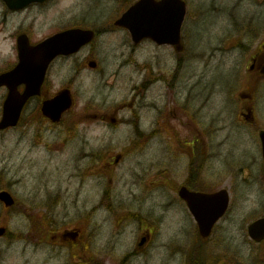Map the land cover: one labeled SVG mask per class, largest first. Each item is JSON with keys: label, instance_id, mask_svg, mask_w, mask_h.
Listing matches in <instances>:
<instances>
[{"label": "rangeland", "instance_id": "374dc122", "mask_svg": "<svg viewBox=\"0 0 264 264\" xmlns=\"http://www.w3.org/2000/svg\"><path fill=\"white\" fill-rule=\"evenodd\" d=\"M115 1L53 0L48 5L29 8L20 17L14 16L13 20L9 18L7 26H1L0 19V53L13 51L12 46L15 45L16 36L19 34L16 33L17 26L21 22L25 28L34 29H32L34 41L41 40L51 35L50 33L56 30L58 24L73 21L80 23L81 19H85V23L98 21L97 24H101L108 20L117 9L122 10L123 5L118 6L119 4ZM187 1L189 16L184 30L188 45L187 57L182 60L180 67L184 75L182 73L183 77L181 76L180 89L177 93V97L186 100V110L179 112L180 117L170 120L167 117L166 121H170L171 124L185 121V128H173V135L177 133L183 135L190 127L194 128L197 124L193 120L197 122L198 119L206 128H217V131L207 138V144L213 156L206 165L205 173L218 184L217 187H221L230 173L228 171L232 167L231 161L234 160V157L229 155L230 152L232 151L234 156L239 158L246 151L240 152L233 144L234 131L239 132V128L245 127L241 122L230 128V103L227 93L232 86L240 85L239 80L242 77V72L236 68L230 70L227 68L242 65L243 58L241 54L237 58L236 55H232L234 51L226 52L220 46H224L226 40L234 36L231 34L232 28L235 29L231 14L237 13L236 25L239 26L248 13L256 12L253 5L255 0ZM260 11L262 12L261 21L256 19L254 23L263 22L264 25V6L260 8ZM114 17L113 15L112 18ZM123 38L124 35L120 32L102 37L94 49L95 56H93L98 60V68L87 65L80 75L83 83L78 86L82 93L76 106L77 115L63 123L65 128H77L75 136L64 141L65 135L61 127H57L54 131L46 130L45 128L51 125L42 117L39 109L37 122L36 115L31 114L30 107L24 114L19 127L6 134L0 142V170L9 169L10 175L7 179L0 176V186L10 181L11 187L20 200L37 203L39 208L43 203L50 202L55 190H68L69 194L65 198L62 212L63 215L69 214V216L66 222L63 221V216L60 227L73 228L79 222L80 215H86L94 203L99 204L107 183L105 179H98L92 175L81 185L82 181L77 175L90 164L96 151L103 150L109 153L108 158L113 156L114 159L116 154L124 152L130 142L134 141L138 146L137 154L130 152L119 163H113L114 177L118 178L120 183H117L116 188L113 189L112 200L119 213L124 214L130 209L128 206L133 205L136 210L143 211L142 217L154 224L156 231L151 240L148 232L145 231L147 229L142 226V221L129 217L119 228V236L114 238L116 217L111 211H99L96 219H105L103 227L105 245L102 254L109 264H120L124 254L138 248L144 250L145 254L137 256L131 264H186L187 253L181 251L182 253L178 254L176 246L181 245L183 238V246L191 245L192 236L195 234L193 230L197 228L194 225L195 221L180 217L179 209L175 205H170L176 195H167L158 188L151 192L146 190L141 192L139 187L137 189L132 186L134 177L150 178L153 174L167 172L164 153L167 152L168 145L164 128H160L163 129L162 132L156 133L153 139L150 137L151 133L158 131L159 128H146L150 121L158 117L157 112L146 110L145 112H148L150 116L145 117V127L133 126L136 121L135 109L131 105L127 108L126 103L134 102L133 82L141 81L146 70L135 73L130 68L131 65L119 62L123 61V57L129 58L131 55L126 47L121 46ZM90 52L91 49L86 48L80 54L70 57L68 63L58 64L57 69L61 71L55 76L57 86L54 89L68 79L70 69L74 70V73L80 71L77 70L79 63L85 60L91 54ZM133 52V61L145 63L151 70L153 64L157 70L155 72L157 77L161 75L162 70H169L166 76L170 77L178 66L176 54L172 48L168 46L160 48L149 40L143 42ZM230 61L236 63H230ZM166 76L162 86L154 85L151 88L148 101L162 100L164 106L173 103L172 84H169ZM139 101L136 97V102ZM84 109L90 113L87 115L83 112ZM93 114H97L98 117L94 118ZM79 115L83 116L81 120ZM188 115L194 119L190 120ZM114 117L118 119L116 124L110 120ZM159 122L162 123V116ZM261 123L264 124L262 116ZM252 135L253 138H249L257 143L255 134L252 133ZM248 140L243 133L236 134L237 144H243ZM186 144L194 147L193 140H189ZM223 144V148H220L219 146ZM204 148L205 144H203ZM218 148L222 152L218 151ZM84 154H89L90 157L82 159ZM151 162H153V170ZM187 164L186 159L168 167L172 170L171 173L181 172L183 173L181 177H185L184 173H189ZM258 164L254 163L251 167L250 164H243L234 172L238 173L235 178L241 179L243 174L241 168H250L252 173L250 185L242 182L245 192L237 187V191L232 195L229 216L216 229L211 243L206 244L204 248H198V253L194 254V259L200 260L201 264H207L214 251L219 253V250L221 253L229 254L233 260L234 257L242 258L239 255L240 252L247 264H253L255 260L253 251L256 246L251 247L252 244L246 243L242 235H246L248 229L247 219L258 216L253 212L264 215V186L262 182V186L258 184L255 176L260 173ZM12 230L24 234L31 231L27 226L14 227ZM142 235L146 241L139 247L138 243L143 240ZM111 238L112 241L108 243ZM0 246L3 250L0 255V264H58L51 244L37 247L34 243L20 241L14 243L9 249L6 245ZM259 248L261 257L264 258V245L261 244ZM223 259L227 261L225 264H231L228 258L223 257ZM260 264H264V261Z\"/></svg>", "mask_w": 264, "mask_h": 264}, {"label": "flooded vegetation", "instance_id": "af4514ba", "mask_svg": "<svg viewBox=\"0 0 264 264\" xmlns=\"http://www.w3.org/2000/svg\"><path fill=\"white\" fill-rule=\"evenodd\" d=\"M24 0H0V19L1 26L8 25L9 18L13 20L14 16H21L27 9H32L33 7L38 8V2L32 4L28 7L24 8H16L13 5H17L22 3ZM53 1V0H52ZM264 4V0H257V5L260 7ZM262 12L257 11L253 15L248 14L246 19V24L242 31L237 33V36H240L238 40H230V49L235 50L232 55H236L239 58L240 54L243 58L242 63V77L239 80L240 85L238 87L232 86V88L228 90V100L230 103V128L235 126V124L243 123L245 128H240L239 132L234 131L233 136L235 137L238 133H243L247 138H253L252 133L255 134L256 142L253 140L248 143L237 144L234 142L240 152H244L240 155L239 158H236L231 151L229 155L234 157V160L231 161L232 167L228 171L230 172L227 175V179L223 181L221 187H217L218 184L214 182L212 178L209 177L208 174L204 173L202 162V157L204 156L202 150L203 136H202V128L201 121L198 119V124L195 126L194 136L195 141L193 143L196 145L195 148L193 146H188L185 143V140H182V137L178 134L175 136H170L167 138L166 143L168 145L167 152H163L166 159V167L167 171L165 174H153L156 178H141L134 177L132 179V186H135L137 189L140 188V191L146 190L147 192H151L155 188L162 189L164 193L167 195H176V198L172 199L170 205H175L180 212V217L184 219H193L194 225H196L197 230L195 229V234H199L200 242L212 240L214 239V232L212 233L209 239H204L199 233L198 223L199 220L203 218L201 215L199 218L190 210L188 203L182 199L181 191L186 188L190 191L194 192H207L213 193L218 191L220 188L224 187L227 189L229 196L235 192L237 187H242V182L250 185V178L252 173L250 172V168L243 167L242 178H235L238 173L236 170L240 168L243 164H250V167L254 165V163H259L258 166L263 165V153H262V145L260 140V132L264 128V124L261 123V116L264 118V26L257 25L254 23V20H261ZM76 24H73L75 26ZM16 33H19L16 36L15 45L12 46V52H5L4 54L0 53V76H6L7 82L0 85V122L4 115V104L8 96L11 92L21 94L24 92L26 85L25 83H20L21 80L25 78L26 75V62L20 60L19 47L17 45V39L21 34L28 35L32 43H38L33 40V28H25L23 22H21L18 26ZM29 27V26H28ZM70 27H65L61 30L67 29ZM34 30V29H33ZM116 29H108L103 32L100 36L116 32ZM153 44H155L152 40ZM156 45V44H155ZM121 46L126 47L130 52L139 46L132 44L131 39H128V35L125 34L123 41L121 42ZM90 50L91 54L79 63V67L75 71L70 69L68 79L57 89H54L57 86V81L55 80V76L60 69H57V66L60 62L68 63L69 58L74 56H60L48 67L45 81L41 88V93H38L26 102L24 108L22 109V115L19 119L18 125L15 127L8 128H0V142L5 138L6 134L11 130L17 129L19 125L22 123V119L27 109L30 107L32 111V115H36L35 119L38 122V109L42 112V106L45 100L52 98L58 91L69 88L72 91V94L75 98V104H78L79 96L82 91L79 89V85L83 83L81 79V73L87 68V65L91 66V62L93 61L95 64L94 68H98L99 63L95 56L94 46L90 45L88 47L84 46L80 49L78 54L83 52L84 49ZM133 49V50H132ZM1 52V51H0ZM93 60H89V59ZM88 59V60H87ZM122 64L131 65L130 67L135 73L139 71L146 70V73L143 75L141 81H134V87H132L134 91V102L126 103L127 107L133 106L135 109V128H144L145 125L144 120L146 116H150L146 110L150 112H157L158 117L152 121H150L147 128H164L166 132L167 128H185V121L178 124H171L170 121L167 122L168 119H176L180 117L179 112L186 110V100L177 97V93L180 89V80L181 76L183 77L184 71L180 68L182 63H179L176 71L173 72L170 77L166 78L169 80V84H172L171 96L174 97L173 103L168 104V106H164L162 100H153L150 99L148 101V93L151 91V88L156 85L158 87L162 86L163 82H165V77L163 79H155L154 80V71L150 68H147L148 65L139 61H133L131 58H127L123 61H119ZM233 63V61H232ZM18 70V73H17ZM165 75L168 74L169 70L164 71ZM183 73V75H182ZM38 76V69L36 71V77ZM177 84V90H174V85ZM170 88V86H169ZM136 97L139 98V102H136ZM39 99V106H38ZM15 110L14 107L10 108V112L13 113ZM97 110V109H96ZM95 110V111H96ZM77 109L70 112V116H73ZM88 114L90 112L87 109L83 110ZM91 116V115H89ZM162 116V123L159 122L160 117ZM93 117H98L97 114H93ZM104 119V117H102ZM113 124L118 122L117 118L110 119ZM56 125V124H55ZM57 127H61L62 132H69L71 134V128H65L63 125L51 126L45 128L49 131L56 130ZM153 131L152 133H155ZM173 132V129H172ZM174 138L173 140H171ZM247 144V146H246ZM259 146H258V145ZM58 149V148H57ZM186 153H190L196 157L195 164L191 161L189 167V173H184L185 177H181L183 173L174 172L171 173L172 170L168 167L171 164H178L180 160L183 159V155ZM123 154V152H122ZM206 156L211 157L212 153L209 152ZM112 158V157H111ZM111 158L106 157V154L102 150H98L94 153V160L97 162V168H94V171H99V173H94L93 175L98 177V179H106L107 170L112 168L110 165ZM173 161V163L171 162ZM201 161V162H200ZM109 164V165H108ZM151 164V169H154L153 162ZM108 165V166H107ZM92 165L89 164L85 167L77 177L80 178L82 184L84 181L89 178L91 175ZM201 169V172L197 173L198 169ZM260 173L255 175L258 180V184L261 186V182H264V169L259 168ZM10 175L8 170H0V176L5 179ZM122 180V179H121ZM117 183L120 181L118 178L109 177L107 183L103 189L102 194L106 193L108 190L115 188ZM137 185V186H136ZM243 188V187H242ZM3 190H8L12 193L14 198V203L12 205H8L4 200L0 198V228L4 229V234L0 236V245H6V248L9 249L14 243L25 240L26 243H34L37 247L39 243L42 244H51L53 248V254L56 257L58 264H106V259H104V255L102 254V250L105 245V237L103 233V225L94 222L90 219L91 212L87 213L85 216L82 214L78 219L79 222L75 224L73 228H62L60 227V223L62 221L66 222L69 214L63 215L62 209L63 204L65 203V198L68 196L69 191H63L57 189L53 192L50 202L43 203L40 208L37 203H31L28 201H22L18 198V194L15 193L13 188L11 187V182L7 181V184H3L0 186V192ZM132 190V189H131ZM246 191V190H245ZM73 202H75L73 200ZM105 205V201H103L98 206L93 207V211L97 212L99 210H104L103 207ZM42 208V210H41ZM68 206L66 205V209ZM199 208V207H198ZM61 209V210H60ZM230 209L226 213L225 216L222 217L219 221L222 222L229 216ZM84 216V217H83ZM199 216V215H198ZM88 219V220H87ZM120 221H116L115 224L117 226H121L123 222V217L119 218ZM147 225V226H146ZM148 237L152 240V236H154L155 225L149 222L146 223ZM219 225V224H218ZM27 226L29 228H33V233L30 235H17L16 232L12 230L14 227H22ZM217 227V226H216ZM102 228V235L100 229ZM49 229V230H48ZM69 230L77 231V235L74 236L73 233H69ZM146 231V230H145ZM120 231H117L114 234H119ZM144 233V232H142ZM147 234H145L146 236ZM143 236V235H142ZM245 237V235H242ZM144 238V237H143ZM264 243V241L260 242ZM2 247L0 246V255L2 253ZM93 251L96 256L99 258L93 259L91 256V252ZM103 262H102V260ZM259 260L263 261L261 256H259ZM233 264V262L231 263Z\"/></svg>", "mask_w": 264, "mask_h": 264}, {"label": "water", "instance_id": "95a60500", "mask_svg": "<svg viewBox=\"0 0 264 264\" xmlns=\"http://www.w3.org/2000/svg\"><path fill=\"white\" fill-rule=\"evenodd\" d=\"M41 1V0H39ZM187 9L185 3L182 0H140L137 4L132 6L126 14L118 20L119 25L127 26L132 32L134 37L151 36L159 42H166L176 46L178 51L183 48L181 42V28L185 19ZM88 34L82 30L68 31L54 37L48 38L45 41L38 44L33 48L29 47V41L25 36L19 37V49L21 53V60L27 61V57L33 54L32 62L38 63V76L28 72L29 61L26 65V74L30 76V79L25 78L27 85L26 91L21 97L17 93L11 92L6 100V112L3 120L0 123V127H6L8 125H15L20 115L23 102L30 96L41 92V86L44 78L45 70L52 59L59 53L68 54L78 49L76 44L71 42H57L63 38V40L72 38L76 39L78 36ZM76 47V48H74ZM38 52V58L37 53ZM18 73V72H17ZM7 77H0V84L7 82ZM22 81V80H21ZM20 104L17 105V103ZM71 106L70 91L68 89L61 92L52 100H48L43 108V112L46 116L53 121H59L62 118L63 113ZM14 107L16 113L10 115L8 110ZM264 140V133L262 134ZM204 196V195H203ZM0 197L9 198L8 193H1ZM213 222H211L207 228H202L203 234L207 236L212 228ZM1 230L0 233H2ZM250 231L254 237L260 238L264 236V218L256 221L250 226Z\"/></svg>", "mask_w": 264, "mask_h": 264}, {"label": "bare ground", "instance_id": "6f19581e", "mask_svg": "<svg viewBox=\"0 0 264 264\" xmlns=\"http://www.w3.org/2000/svg\"><path fill=\"white\" fill-rule=\"evenodd\" d=\"M174 90H177V84L176 85H174V88H173Z\"/></svg>", "mask_w": 264, "mask_h": 264}]
</instances>
